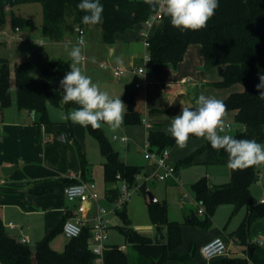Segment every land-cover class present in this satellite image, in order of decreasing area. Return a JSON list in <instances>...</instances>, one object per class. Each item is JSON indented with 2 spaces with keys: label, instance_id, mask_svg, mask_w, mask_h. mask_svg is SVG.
I'll list each match as a JSON object with an SVG mask.
<instances>
[{
  "label": "trees",
  "instance_id": "trees-1",
  "mask_svg": "<svg viewBox=\"0 0 264 264\" xmlns=\"http://www.w3.org/2000/svg\"><path fill=\"white\" fill-rule=\"evenodd\" d=\"M80 0H0V31L10 22L11 27L20 30L27 24L18 18L13 8L22 4H40L42 6V34L49 43L65 41V25L71 19L78 30L90 25L81 22L82 16L77 5ZM103 5V22L101 28L103 42L113 45L119 35L132 30L136 25L145 23L159 10H152L144 0H100ZM149 47L147 70L152 76L163 74L167 66L174 69L183 61L191 45L200 47L201 57L206 70L221 67L218 82L209 83L216 89H231L237 84L243 89L231 92L223 101L227 111L234 112L236 123L243 130L232 136L237 139H255L264 144V100L259 98L256 85L260 83L259 75H264V0H219L215 15L208 21L207 27L198 31H180L170 24V19L162 13V26L147 38ZM70 66L68 61L59 58L46 62L39 75H33V67L29 62L16 64L13 69L7 59L0 58V123L4 110L11 105L12 96H17V107L20 111H33L40 122L50 124L48 106L57 109L79 107L75 103H62L64 93L58 90L57 78ZM126 98L135 102V94L129 93ZM127 126L141 125L139 112L130 111L124 116ZM90 134L98 141L103 156L104 182L108 185L125 181L130 188L138 186V177L142 167L120 161L100 129L87 126ZM149 144L158 154L171 149L175 144L171 134L163 131H151ZM83 179L87 181L88 162L81 144L75 142ZM199 154L206 155V165H226L228 154L224 150H214L206 141L192 154L178 162V168L190 167ZM259 166L243 170L230 169V181L223 185H212L206 177L193 184V192L197 209L203 208L204 219L200 220L195 212L186 218V223L209 229L212 218L220 205L230 204L233 214L246 207V215L229 237L236 239L247 247V256L227 255L217 258L210 264H264V248L250 240L253 225L264 219V203H260L252 195L251 188L258 182ZM119 177V178H118ZM139 190L146 194V185ZM118 190L109 189L108 198L113 201ZM125 207V206H124ZM149 217L156 229L157 236L149 238L132 230L126 211L118 212L125 228H119L132 252H126L119 246H110L104 253L103 264H170L178 261L188 264L195 256V248L191 245L186 255L177 253L182 243V226L171 221L166 204L148 203ZM71 217L65 214L58 225L51 230L34 247L22 243L10 236L0 216V264H96V256L89 249V229L84 228L82 234L70 239L63 252L51 247V242L58 233H62L64 223ZM253 249L252 253L250 250Z\"/></svg>",
  "mask_w": 264,
  "mask_h": 264
},
{
  "label": "rangeland",
  "instance_id": "rangeland-1",
  "mask_svg": "<svg viewBox=\"0 0 264 264\" xmlns=\"http://www.w3.org/2000/svg\"><path fill=\"white\" fill-rule=\"evenodd\" d=\"M13 12L18 18L27 21V24L20 32H17L8 21L0 31V58L7 59L12 69L15 64L29 62L33 67V75L37 77L46 62L55 61L58 57L65 60L69 58L72 64L69 52L73 46L80 45L78 44L79 30L71 19H68L65 25V37L68 44L58 47L47 42L43 37V14L40 4H22L13 8ZM158 24L156 23L153 28L147 27L144 23L138 24L124 37L118 36L113 45L103 42L98 24L84 28L85 45L80 47L87 62L79 67L83 74L91 77L92 81L102 91H106L111 98L121 95L120 99L126 105L125 114L139 109L130 102L129 98H126V95L134 94V92L138 95L142 94L141 89L136 90L135 84L142 83L143 78L133 74L115 77L113 69L119 66L129 69L135 61L141 63V60L147 56L144 34L153 32ZM41 43L43 45H40ZM143 65L144 62L141 66ZM220 71L221 67L209 69L210 81L221 80ZM147 75L154 82L160 83L161 79H156L148 70ZM63 77L64 75L59 76L57 82L59 83ZM242 89V85L237 84L228 90H218V94L239 92ZM16 100L17 96L14 94L11 105L4 110V120L10 127L8 129L2 127L6 133H0V163L9 156L21 158L24 162L12 176L5 177L0 174V215L10 236H27L30 246L34 247L58 225L62 218L61 209L71 206V203L63 196V189L71 182L85 181L81 173L75 142L81 144L86 155L89 164L88 177L98 186L96 192L104 197L106 190L112 189L114 184L108 185L104 182L102 167L104 159L98 141L90 134L87 127L74 124L64 118L74 108L57 109L49 105L51 123L44 124L40 122L39 115L34 122L28 111H20ZM225 122L231 126L230 130H226L229 135L243 130V126L235 122L233 111H227ZM100 130L113 150L119 154L121 161L143 166L146 171H150V164L144 158V146L149 134L146 126L131 129L123 123L120 129L112 131L102 123ZM122 133H126L130 139L129 145L114 140L115 136L119 137ZM204 140L192 135L189 137L187 147L181 149L175 144L170 149L174 166H177L180 157L185 158L197 150ZM205 159L204 154H199L190 167L178 168L175 184L171 185L169 182L156 179L147 180V184L145 183L146 189L152 193L157 202L167 205L169 219L182 226V243L177 253L186 255L190 244L194 245L195 256L188 264H210L216 260L217 258L208 260L202 255V242L214 237L228 238L239 227L247 212L246 207H242L233 214L234 207L223 204L217 208L209 229L186 223V218L191 215V212H195L200 220L204 219V215L198 213L193 184L204 177L212 185H223L230 181L229 167L206 165ZM25 161L30 163L27 164ZM1 167L2 164L0 169ZM258 171L259 179L252 186L251 192L255 199L260 201L264 196V165H259ZM35 176L38 177L34 178ZM143 183L144 179H141L139 187ZM120 186L121 182H118L116 187ZM139 187L137 192L132 194L131 201L119 212L126 211L131 222L129 227L132 230L142 235L156 237V229L152 225L148 212L149 197L140 191ZM185 194L188 195L186 199L183 198ZM100 204L108 211L113 207L112 203L104 201ZM105 221L109 226L107 245L125 247L126 252H132L130 244L119 230L126 226L121 217L118 214H109ZM10 222L15 224L17 229H8L6 225ZM22 226L25 228L21 230ZM251 231L255 241H261L264 248V219L255 223ZM68 242L69 239L62 233H58L52 240L51 247L58 252H63ZM246 248L236 239L230 240V250L238 253L239 257L244 250H247ZM171 264L181 263L173 261Z\"/></svg>",
  "mask_w": 264,
  "mask_h": 264
},
{
  "label": "clouds",
  "instance_id": "clouds-1",
  "mask_svg": "<svg viewBox=\"0 0 264 264\" xmlns=\"http://www.w3.org/2000/svg\"><path fill=\"white\" fill-rule=\"evenodd\" d=\"M152 10H161L169 17L172 27L180 31H198L207 27L215 15L219 0H144ZM77 8L85 13L81 22L97 25L103 22V5L100 0H80ZM71 71L60 80L63 89L62 103H75L79 107L71 110L64 118L83 127L100 129L102 123L112 131L121 128L126 111L125 103L119 97L111 98L106 91L94 83L91 77L82 73L81 65L86 61L80 46H73L69 52ZM256 85L259 98L264 100V75L258 76ZM226 104L219 99L201 93L195 100V107L183 106L181 114L171 118L167 131L176 145L187 147L189 137L194 135L206 139L214 150L228 154L227 167L243 170L264 165V145L255 139H237L226 133ZM221 133H224L221 135Z\"/></svg>",
  "mask_w": 264,
  "mask_h": 264
},
{
  "label": "crops",
  "instance_id": "crops-1",
  "mask_svg": "<svg viewBox=\"0 0 264 264\" xmlns=\"http://www.w3.org/2000/svg\"><path fill=\"white\" fill-rule=\"evenodd\" d=\"M157 23H159L157 28L162 26V21L161 22H157ZM155 24L152 27H149L146 24L145 25L147 27H149V28H153L155 26ZM130 31H128V32H130ZM128 32H126L123 35H119V36H123L124 37ZM153 32L146 33L144 35L146 36V35L152 34ZM66 44H68V42L66 40V37H65V41L62 42V43H53V45H56L58 47L59 46L63 47ZM59 58L60 57H58L57 59H59ZM65 61H68L70 63V65H71V61H70L69 58L66 59ZM142 62H143V60H141V63H138L137 61H135L134 64L141 66ZM70 69L71 68L69 66L68 70L66 72H63L59 76H61V75L65 76V74L67 72H69ZM57 80H58V78H57ZM148 80L151 83H149L148 85L140 88L142 90V94L138 95L137 92H134L136 97H135V102L133 104L138 106L139 109L137 108V109H135L133 111H137V112L140 113L141 118H142V124L141 125H131V126H127L126 125L127 128L134 129L135 127L146 126V128L149 130V133L151 131H163L166 134H170L167 131V129L171 125V118L181 114L183 106L195 107V100L201 93H203L206 96H209V97H212V98H216V99H219V100H222V101H224L230 95V92L227 93V94H224V93L223 94H218V90H220V89H216V88H213V87L209 86V83L218 82V81L217 80L210 81L211 80V75L208 73V70H206L205 67H204V62H203V59H202L201 53H200V47L198 45H191L188 48L183 61L178 65V67L176 69H174V68H172L170 66H167L165 68V70H164V73L162 74V78H161L160 83L154 82L149 77V75H148ZM140 89H136V90L139 91ZM225 90H228V89H225ZM28 114L30 115V112H28ZM30 117L32 118L31 115H30ZM32 120L34 121L35 118H32ZM2 127H4L5 129H8L10 127L9 124H7L6 121L4 120V117H3V121L0 123V133H4ZM122 137H127L128 138L126 133H122L119 137L115 136L114 140L120 141L122 143H125V144L129 145L130 144V139L128 138L127 142H123L121 140ZM148 137H149V134H148ZM206 141H207L206 139L204 141H202L203 143H201V146ZM205 157H206V155H205ZM182 159H184V158H182ZM182 159L180 157L179 161H181ZM145 160H147V159H145ZM169 160L174 165V163L171 160V152H170V159ZM147 161L150 164V171H146L143 166H140V167H142V173L138 177V186L137 187H139V181L141 179H144V183L143 184H145V183L147 184V180H152V179H148V178H149L150 174L153 171V164H152V162L150 160H147ZM205 161H206V159H205ZM23 162H24L23 159L17 158L15 156H12V157L9 156L8 158H5L0 163V164H2V167L0 169L1 170L0 174L5 176L3 174V172H2V169L5 168V167L14 166V167H16L15 170L12 172L11 175H9V176H12L22 166ZM25 162L27 164L30 163L29 161H25ZM103 162H104V160H103ZM103 162H102V165H103ZM124 163H126V162H124ZM128 164H130V163H128ZM132 165H134V164H132ZM137 166H139V165H137ZM103 173H104V170H103ZM9 176H5V177H9ZM37 177L38 176H35L34 178H37ZM85 182H93V181L89 178ZM166 182H169V184H171V185L175 184V182L172 181V180H168ZM71 183H74V182H71ZM116 184L117 183L114 184V187L112 189L118 190V187H116ZM64 189H63V196L66 199V196H65V193H64ZM97 189H98V186H96L95 191H97ZM106 192H107V190H106ZM106 192L104 194V197H102V196H100V194H98L99 195V201L94 204V209L88 215V218L91 219V220L87 224L86 228L89 229L92 226V224H93V220L92 219L96 215V206L97 205H101L100 204L101 201L108 202V203H112L113 202V201H111L108 198V196L106 195ZM73 210H74V205L72 203H71L70 207H66L65 209H61L62 217L65 214H68V213L72 217L73 216V212H72ZM110 215H114V214H110ZM1 218L3 220L2 216H1ZM3 222H4V220H3ZM10 223H12V222H10ZM9 224L6 225L8 229H10V230L17 229L15 224L12 223L15 226L14 228H10L8 226ZM24 228L25 227L22 226L20 229L22 230ZM108 229H109V226H108ZM143 236H146V237H149V238H154L152 235H143ZM156 236H157V234H156ZM12 237L16 238L19 241H21L22 239H27L29 241L28 244L29 245L31 244L30 240H29V238L27 236L18 235V236H12ZM108 238H109V236H108ZM221 238H223V237H221ZM223 239L226 241V243L228 245V250H229V254L228 255L238 256L237 255L238 253H233L230 250V240L232 238L228 237V238H223ZM211 240H213V238L208 239L207 241L204 240L202 242V246L205 245L207 242H209ZM250 240L253 243H256V244H259L261 242V241H255V238L252 237V231H251V234H250ZM191 245L194 247L193 244H190V247H191ZM106 246L110 247L111 245H107V242H106ZM121 249L126 251L125 247H123ZM246 256H247V250L246 251L244 250L243 253L240 255V257H246Z\"/></svg>",
  "mask_w": 264,
  "mask_h": 264
},
{
  "label": "built area",
  "instance_id": "built-area-1",
  "mask_svg": "<svg viewBox=\"0 0 264 264\" xmlns=\"http://www.w3.org/2000/svg\"><path fill=\"white\" fill-rule=\"evenodd\" d=\"M162 11L159 10L156 14L151 16L145 24L149 27H152L155 23L162 21ZM17 32L21 30L19 28L16 29ZM85 31L84 28L79 30V39L78 44L80 46L85 45L84 40ZM149 35H146L145 45L148 48L149 43L147 42V38ZM40 45H43L42 43ZM84 55V54H83ZM85 56V55H84ZM86 57V56H85ZM87 62V58L86 61ZM84 62V63H85ZM144 65L137 66L133 64L129 69L123 66H119L113 69V75L115 77H123L125 75H139L143 78L142 83L135 84L136 89H140L149 83L147 75V62H149V56L143 59ZM58 90L63 92V89L60 87V84L56 82ZM226 130H230V124H226ZM121 140L123 142H127V137H122ZM144 157L147 160H150L153 164V171L150 174L148 179H156L161 182H165L168 180L176 181L177 170L176 167L170 162V149H166L160 154L156 152V150L149 144L147 141L144 146ZM119 178V177H118ZM121 186L118 188V196L112 202V209L110 211L106 210L104 207L97 205L96 206V215L93 217V224L89 228L90 237L88 239L89 249L96 256V264H103L104 253L107 250L106 241L108 240V225L105 221V218L109 214H117L124 206H126L130 201L132 194L137 192V188H130L125 181H120ZM96 185L94 182H77L70 183L66 186L64 193L68 202L74 205L73 216L69 218L63 225L62 234L67 239H75L78 238L83 229L86 228L87 224L91 219L88 218L89 213L94 209V204L99 201V195L95 191ZM184 199L188 198V195L185 194L183 196ZM260 203H264V196L259 201ZM203 208H200L198 213L203 214ZM10 228H14L15 226L10 223L8 225ZM22 243L28 244L29 241L27 239H22ZM259 245L263 246V243L260 242ZM202 255L208 259H216L220 257L227 256L229 254L228 245L226 241L217 237L213 240L207 242L202 246L201 249Z\"/></svg>",
  "mask_w": 264,
  "mask_h": 264
},
{
  "label": "water",
  "instance_id": "water-1",
  "mask_svg": "<svg viewBox=\"0 0 264 264\" xmlns=\"http://www.w3.org/2000/svg\"><path fill=\"white\" fill-rule=\"evenodd\" d=\"M156 79H161L162 78V74H157L155 76ZM30 115L32 116V118H35V113L33 111L30 112ZM16 167L14 166H10V167H5L2 169V172L5 176H9L12 174V172L15 170ZM147 196L149 197V203L150 204H155L157 203L156 198L152 195V193L147 189L146 191ZM253 249L250 250V253H252Z\"/></svg>",
  "mask_w": 264,
  "mask_h": 264
}]
</instances>
